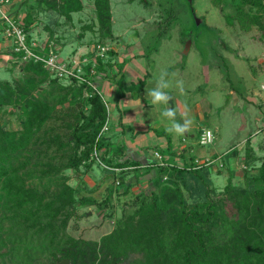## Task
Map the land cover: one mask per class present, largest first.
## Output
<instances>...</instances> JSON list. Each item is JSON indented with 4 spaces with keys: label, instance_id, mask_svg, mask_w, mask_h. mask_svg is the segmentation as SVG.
<instances>
[{
    "label": "trees",
    "instance_id": "obj_1",
    "mask_svg": "<svg viewBox=\"0 0 264 264\" xmlns=\"http://www.w3.org/2000/svg\"><path fill=\"white\" fill-rule=\"evenodd\" d=\"M213 2L218 6L219 0ZM244 2L255 5L250 0ZM262 2L259 12L243 16L239 10L227 18L232 17L242 29H264ZM92 5L98 29L107 30L108 0H92ZM42 6L65 19L82 8L80 0H37V7ZM33 16L28 10L21 18L27 42ZM43 49L42 53L47 48ZM14 55L15 61H19L20 54L11 52L12 58ZM103 64L108 63L95 60V73L102 72L120 93L132 89V83L125 86L121 77L114 79L115 73L108 75ZM20 65V78L12 76L13 83L0 80V109L4 105L17 108L20 123L17 129L0 123V260L10 253L17 255L21 249L17 264L28 250L46 253L47 261L66 258L69 264H264V161L254 175L247 176L243 171L241 184L232 183L229 170L221 192L212 196L208 186L211 164L195 166L188 159L178 165L164 159V165L153 163L150 172L151 167L140 170L134 159H111L107 157L108 143L100 132L107 118L100 95L75 80L58 86L59 80L50 77L39 61L27 59ZM89 67L84 66L85 75ZM46 81L50 88L39 90V85ZM52 86L63 93L52 95ZM82 92L85 95L80 98ZM69 93L77 98L71 100ZM63 102L85 108L77 110L66 124L69 133L65 139L46 125L54 105ZM94 147L101 160L112 167L133 165V180L124 181L121 172L117 184L124 182L122 187L109 188L107 196L113 191L126 194L139 176L148 172L152 188L133 194L123 204L111 231L97 240H88L66 233L69 220L76 215L75 204L100 206L106 198L102 202L83 196L76 198L74 188L60 172L78 170L81 165L89 167ZM121 147L116 146L114 154L123 151ZM251 155L246 148L244 163L253 159ZM33 179L39 180V187L31 182ZM21 262L25 264V259Z\"/></svg>",
    "mask_w": 264,
    "mask_h": 264
},
{
    "label": "rangeland",
    "instance_id": "obj_2",
    "mask_svg": "<svg viewBox=\"0 0 264 264\" xmlns=\"http://www.w3.org/2000/svg\"><path fill=\"white\" fill-rule=\"evenodd\" d=\"M250 1L255 2V5H248L244 0H219L218 6L213 0H108L109 27L101 30L97 27L92 0H88L83 9L72 14V29L68 23L60 26L67 35L76 37V34H82L83 42L86 43V47L79 49L82 51L76 53L74 50L69 53V57L94 55L95 45L101 44L109 49L102 57L96 56V60L108 63L106 66L103 64L108 75L116 74L115 70H119L122 65H126L125 76L121 78L123 81L127 79L129 69L141 73L132 80L131 90L142 99L143 111L153 114L148 122L160 120L162 125H155L156 132L171 139L173 151L168 155H184L179 150L180 144L192 148L191 154L206 150L208 155L211 150L214 151V158H209L213 160L208 185L212 196L221 192L229 170L232 171V183L241 184L243 171L247 176L254 175L261 161H264V29L256 26L242 29L232 17L231 20L227 18V15L236 14L239 10L243 16L261 11L263 0ZM49 48L62 60L66 59V54L60 55L54 46ZM109 51L113 54H109ZM128 51L135 61L125 59L124 53ZM15 58L14 55L10 70H0V80L13 83L12 76L18 79L23 75L20 69L22 61H15ZM93 79L94 83L96 79L107 81L102 72L95 73ZM58 80V86L67 83L64 79ZM49 88L47 81L38 87L41 91ZM56 89L52 86V95L63 93ZM157 93L161 96L159 100L155 99ZM83 94L85 92L79 94L80 98H83ZM71 95L69 93L68 97ZM71 97V100L77 98L76 95ZM105 102L110 109L105 129L101 131L103 140L115 143L122 139L124 143L126 137L131 139L127 126L122 134L108 132L109 127L114 130L112 126L116 122V115L112 101L106 97ZM80 108L85 111L84 107L72 102L56 103L51 117L46 121L47 127L51 126L52 132H57L65 139L69 133L66 124L71 122L73 114ZM16 109L11 105L1 107L0 123L4 127H20ZM169 110L174 113L171 117L168 116ZM174 124L186 126V131L177 133ZM201 129H208L213 134L211 143H198ZM246 148L250 149L253 158L249 163H244ZM106 150L107 157L111 159L120 155L118 152L114 154L115 151L109 145ZM226 152L228 159L225 158ZM99 153L96 151L97 157L103 162ZM148 155L152 156L153 163H158L153 153ZM89 160V167L81 165L78 170L66 169L60 174L74 188L76 198L83 196L101 202L106 198V203L100 206L76 202V215L66 227V233L73 237L97 240L111 231L120 217L123 204L133 194L152 188L151 173L140 175L126 194L117 195L113 191L107 196L109 188L113 189L115 185L117 188L122 187L124 182L117 184L121 172H124L123 180L126 181L127 175L133 171L128 166L105 169L92 152ZM160 160L165 163L163 157ZM172 162L178 165L183 163L177 159ZM31 182L37 187L40 185L38 179ZM21 254V249L17 255L7 254L0 264H17ZM45 254L28 250L19 264L24 259L25 264L54 262L47 261Z\"/></svg>",
    "mask_w": 264,
    "mask_h": 264
},
{
    "label": "crops",
    "instance_id": "obj_3",
    "mask_svg": "<svg viewBox=\"0 0 264 264\" xmlns=\"http://www.w3.org/2000/svg\"><path fill=\"white\" fill-rule=\"evenodd\" d=\"M87 1L88 0H80V3L82 4L81 9L85 7V2ZM10 7L18 15H20L21 18L28 10L30 14L34 15L28 28L29 42L33 44L34 49L44 50L43 48L46 49L51 47L52 45L60 55L66 54V57H69V53L74 50H76V53H78V50L82 49L83 46L86 45V43L83 42L82 34L78 33L76 34V37H73L70 36L71 34L67 35V33L63 32V30H61L60 28L62 23H68V26L72 29L74 19V17H72V14L74 12H71L70 17L65 19L61 15H58L54 10L45 9V6H42V9L38 8L37 0H11ZM42 15H44V17H42ZM49 17L51 18L49 19ZM70 32L72 33V31ZM10 53L11 48L8 40L4 37L2 23L0 22V70H10L9 67L13 63V58ZM124 54L126 55L124 56L125 59L135 61L130 51ZM122 58H119V60H122ZM125 69L126 65H122L119 70H115L117 72V75L114 77V79L118 77L122 78L125 73ZM127 72L129 75L127 74V79H125L123 82L125 86H128L131 82H133V79L137 78L139 74H141L135 73L134 70L130 71V69ZM95 85L105 99L107 97L110 99V101H112V109L114 110L116 115V122L112 126L114 130L110 129L109 127L108 132H110V134H115L118 132L122 134L124 132L125 126H127V129L130 130L131 139L126 137L124 143L122 142V139L118 140L115 143H108L109 147L112 148V150H116V146L118 145L122 146L123 151H118V153H120V158L124 159L128 157L134 159L138 161L140 170L151 167L150 172H152L155 165L153 164L152 156L148 154H152L154 151L159 152L164 159L171 161L177 159L178 161L185 162L188 159L203 160L207 157L214 158L213 150H211L208 155L205 152L206 150H198L197 153L191 154L192 148H189L188 145L183 144H180L179 150L183 151L184 155L180 153L172 154V156L168 155L170 154L171 150L173 151L171 139L167 138L163 134L158 135L156 133L155 125L161 126L162 124L160 120L148 122L153 114H146L143 111L144 104L141 98H138L136 95H134V92L132 90H127L124 91V93H120L117 85L112 81H108V79L107 81L96 79ZM249 100L251 99L249 98ZM109 109L110 108H108V111ZM167 139H169V143H167ZM171 157H173V159ZM128 167L132 169L133 165H130ZM128 177H132L131 179L133 180V173L131 175H127V178Z\"/></svg>",
    "mask_w": 264,
    "mask_h": 264
},
{
    "label": "built area",
    "instance_id": "obj_4",
    "mask_svg": "<svg viewBox=\"0 0 264 264\" xmlns=\"http://www.w3.org/2000/svg\"><path fill=\"white\" fill-rule=\"evenodd\" d=\"M11 0H0V22L2 23V30L4 37L8 40L11 52L20 54V61L31 59L33 61H39L47 69L51 77L57 79H64L67 82L75 80L77 83H84L86 86L90 87L94 92L98 93L102 98L105 105V99L103 98L101 92L97 89L94 79L95 75L94 63L96 56L102 57L104 53L109 49L107 46L96 44L95 54L91 56H81L76 57H66L62 60L58 57V54L52 49L48 48L45 53L35 52L32 48L34 47L31 42L26 41V35L21 25V17L18 15L11 7ZM89 64L88 73L85 75L84 66ZM107 115L108 107L105 105ZM106 122V121H105ZM105 129V123L103 124L100 132ZM213 139V134L208 129H201L198 134V143L208 144L211 143ZM92 154L94 155L96 161L105 169L115 170L116 167L108 166L100 161L96 155L95 147L92 149ZM154 157H157L158 163L156 165H164L162 162V155L159 152H153ZM195 166L199 164L210 165L213 160L209 158H204L203 160L194 159ZM171 165V163H169ZM181 165V164H180ZM193 168V167H192Z\"/></svg>",
    "mask_w": 264,
    "mask_h": 264
},
{
    "label": "clouds",
    "instance_id": "obj_5",
    "mask_svg": "<svg viewBox=\"0 0 264 264\" xmlns=\"http://www.w3.org/2000/svg\"><path fill=\"white\" fill-rule=\"evenodd\" d=\"M155 99L156 100H159V99H161V96L157 93V94H155ZM174 115V113L171 111V110H169L168 111V116H173ZM173 128L175 129V131L177 132V133H180V134H182L184 131H186V126H180V125H178V124H174L173 125Z\"/></svg>",
    "mask_w": 264,
    "mask_h": 264
},
{
    "label": "water",
    "instance_id": "obj_6",
    "mask_svg": "<svg viewBox=\"0 0 264 264\" xmlns=\"http://www.w3.org/2000/svg\"><path fill=\"white\" fill-rule=\"evenodd\" d=\"M187 43H188V41H187ZM185 47H186V45H185ZM46 264H69V260L66 259V258H62L60 260H57V261H54V262H48Z\"/></svg>",
    "mask_w": 264,
    "mask_h": 264
}]
</instances>
